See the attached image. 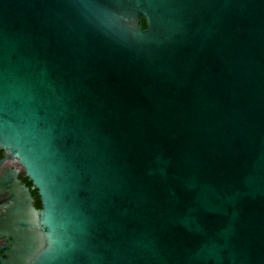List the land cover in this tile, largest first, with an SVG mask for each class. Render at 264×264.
Instances as JSON below:
<instances>
[{"label": "water", "instance_id": "95a60500", "mask_svg": "<svg viewBox=\"0 0 264 264\" xmlns=\"http://www.w3.org/2000/svg\"><path fill=\"white\" fill-rule=\"evenodd\" d=\"M0 151V264H264V0H0Z\"/></svg>", "mask_w": 264, "mask_h": 264}, {"label": "flooded vegetation", "instance_id": "af4514ba", "mask_svg": "<svg viewBox=\"0 0 264 264\" xmlns=\"http://www.w3.org/2000/svg\"><path fill=\"white\" fill-rule=\"evenodd\" d=\"M3 158H4V152H3V151H0V160H2ZM24 172H25V171H22V172H21V174H20V176H19V179L22 181V183H23L24 185H27L28 187L31 188V192H32L33 196L35 197V204H36V199H37V198H36V196H35V193L38 192V191H37V189L33 188V184H32V182L29 183V181H26V179H25V175H26V174H24Z\"/></svg>", "mask_w": 264, "mask_h": 264}, {"label": "trees", "instance_id": "16d2710c", "mask_svg": "<svg viewBox=\"0 0 264 264\" xmlns=\"http://www.w3.org/2000/svg\"><path fill=\"white\" fill-rule=\"evenodd\" d=\"M143 24H144V26H146V21L145 20H144ZM24 174H25V172H24ZM25 179H26V181H29V183H31V181L28 179V177L26 175H25ZM35 196L37 198L36 199V206L38 208H41L42 203H41V199H40V196H39L38 192L35 193Z\"/></svg>", "mask_w": 264, "mask_h": 264}]
</instances>
